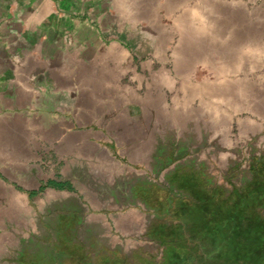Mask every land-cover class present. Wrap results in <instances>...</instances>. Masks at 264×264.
Returning a JSON list of instances; mask_svg holds the SVG:
<instances>
[{
  "label": "crops",
  "instance_id": "crops-1",
  "mask_svg": "<svg viewBox=\"0 0 264 264\" xmlns=\"http://www.w3.org/2000/svg\"><path fill=\"white\" fill-rule=\"evenodd\" d=\"M144 20L132 21L130 0H0L4 216L33 212L37 198L61 194L92 208L79 186L84 175L153 179L180 161V149L226 131L227 111L184 87L194 83L198 63L173 50L164 57ZM115 188L106 202L118 201ZM209 210L198 217L213 227L226 218L224 204Z\"/></svg>",
  "mask_w": 264,
  "mask_h": 264
},
{
  "label": "rangeland",
  "instance_id": "rangeland-1",
  "mask_svg": "<svg viewBox=\"0 0 264 264\" xmlns=\"http://www.w3.org/2000/svg\"><path fill=\"white\" fill-rule=\"evenodd\" d=\"M130 1L132 21L145 19L141 27L164 57L173 50L198 63L194 83L184 87L211 108L225 109L227 129L206 133L202 146L180 149L178 163L147 177L158 186L172 184V192L149 190L145 202H106L107 189L133 180L84 175L79 186L93 205L83 206V217L98 233L71 227L79 195L37 198L33 212L13 218L0 212V264H170L168 256L178 262L188 254L187 264H218L212 241L264 218V0ZM204 189L216 193L213 200ZM220 204L226 218L215 227L199 219ZM174 249L179 256L173 258Z\"/></svg>",
  "mask_w": 264,
  "mask_h": 264
},
{
  "label": "trees",
  "instance_id": "trees-1",
  "mask_svg": "<svg viewBox=\"0 0 264 264\" xmlns=\"http://www.w3.org/2000/svg\"><path fill=\"white\" fill-rule=\"evenodd\" d=\"M52 185L54 184L52 183ZM55 186L57 188L63 187L59 185ZM258 219L259 221L248 226L243 232L241 229H235L228 235L224 234L221 236L219 242L212 241V243H214L215 252L219 255L218 264H264V218L259 217ZM246 248L250 250L255 248L254 253H250L252 256L245 253L246 250L244 249ZM255 251L259 253V257L257 258H255ZM173 256H179L177 249H174L172 253V257ZM188 256L189 254L183 256L178 262L172 260L170 256H168L165 261H168L170 264H187L185 258H188Z\"/></svg>",
  "mask_w": 264,
  "mask_h": 264
},
{
  "label": "flooded vegetation",
  "instance_id": "flooded-vegetation-1",
  "mask_svg": "<svg viewBox=\"0 0 264 264\" xmlns=\"http://www.w3.org/2000/svg\"><path fill=\"white\" fill-rule=\"evenodd\" d=\"M257 180V179H256ZM149 180H147V178H143L140 179V181L138 183H128L125 185L122 184H118L116 187H118L119 189L117 190V188H115V192L118 191V198L119 199H123L126 200V202H130V201H134V200H143L144 202L146 201V197L148 195V191L154 189L155 191H160L163 189H167L170 192H172V184H165L164 185H157V183H151L152 181H149L150 183H147ZM110 190L107 189V192H109ZM65 205H67V201L64 203ZM61 206V205H60ZM66 207V206H64ZM75 212L70 213V219H71V227H83V228H88L90 230L88 234H95L98 233V225L96 224H92L89 221H87L85 219V217H83V209H81L80 207H75ZM70 224V223H68Z\"/></svg>",
  "mask_w": 264,
  "mask_h": 264
}]
</instances>
